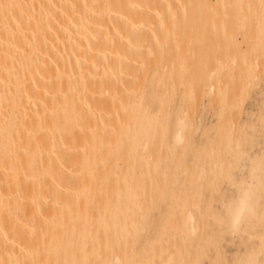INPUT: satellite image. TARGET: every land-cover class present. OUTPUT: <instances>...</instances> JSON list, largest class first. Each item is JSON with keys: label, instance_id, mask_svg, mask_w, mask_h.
<instances>
[{"label": "bare ground", "instance_id": "bare-ground-1", "mask_svg": "<svg viewBox=\"0 0 264 264\" xmlns=\"http://www.w3.org/2000/svg\"><path fill=\"white\" fill-rule=\"evenodd\" d=\"M219 3L228 6L230 0H0V264H76L77 255L83 261L88 250L101 249L99 235L119 221L117 200H110L114 208L103 215L85 206L86 189L71 192L68 186L114 177L115 168L87 173L86 163L121 144L117 125L132 113L127 103L108 116L103 111L129 85L123 80L137 70L135 59L145 67L164 58L165 47L153 49L171 30L196 38L213 17L223 20L226 10L215 15ZM260 10L239 17L234 9L230 16L244 26L257 19L252 28L253 23L234 30L223 24L233 21L223 12V30L212 35L226 38L225 57L241 53L242 40L248 44L263 35ZM207 30L203 38L212 39L214 28L210 35ZM212 42L195 49L191 66L209 59L216 49ZM104 91L111 96L96 95ZM111 131L110 141L101 139ZM114 262L120 264L116 255L108 264Z\"/></svg>", "mask_w": 264, "mask_h": 264}, {"label": "rangeland", "instance_id": "rangeland-1", "mask_svg": "<svg viewBox=\"0 0 264 264\" xmlns=\"http://www.w3.org/2000/svg\"><path fill=\"white\" fill-rule=\"evenodd\" d=\"M242 2L244 8L238 7ZM214 6L215 15L226 10L229 17L234 9L240 17L243 11L249 15L261 8L258 22L264 28L262 0H230L228 6ZM223 12L220 15L225 20ZM212 19L211 23L205 20L207 26L201 22L205 34L212 24L214 31L209 30V35L223 30L219 26L223 20ZM232 19L233 26L227 20L223 24L233 30L244 26L239 19ZM254 22H244V28L253 23L252 28ZM201 33L196 38L176 30L165 33L164 42L153 49L165 47V57L150 60L145 67L135 59L137 70L123 80L129 85L120 87L116 103L103 111L108 116L127 103L132 113L117 125L121 144H111L99 161L94 158L86 163L87 173L96 167L105 171L115 168L114 177L99 183L84 178L83 184L75 181L68 188L71 192L86 189L85 206L103 215L113 210L110 200L116 199L119 221L114 230L99 235L101 249L88 250L83 261L77 255L76 264H108L114 255L120 264H264V228L259 218L264 212V31L256 39L259 41H254L255 37L248 44L242 40L241 53L231 52L226 57L224 35L214 39L213 34L205 40ZM235 35L241 40L239 33ZM211 41V49H216L208 53L209 59L191 66L195 49ZM172 46L176 48L169 49ZM98 94L111 96L106 91ZM101 137L110 141L112 131ZM83 150L89 154L87 147ZM67 164L74 171L72 161ZM241 186L252 189L256 215L244 229L234 230L218 217Z\"/></svg>", "mask_w": 264, "mask_h": 264}, {"label": "clouds", "instance_id": "clouds-1", "mask_svg": "<svg viewBox=\"0 0 264 264\" xmlns=\"http://www.w3.org/2000/svg\"><path fill=\"white\" fill-rule=\"evenodd\" d=\"M183 129L177 133V140L182 136ZM256 215L253 192L250 187L241 186L237 197L224 205V213L218 217L222 224L232 229H239Z\"/></svg>", "mask_w": 264, "mask_h": 264}, {"label": "snow or ice", "instance_id": "snow-or-ice-1", "mask_svg": "<svg viewBox=\"0 0 264 264\" xmlns=\"http://www.w3.org/2000/svg\"><path fill=\"white\" fill-rule=\"evenodd\" d=\"M262 2H264V0H262ZM261 130H262V133H264V121H262ZM261 225H262V228H264V212L261 213ZM242 226L244 225H241L240 227ZM262 241H264V236H262ZM262 247H264V245H262ZM249 264H255V261H250Z\"/></svg>", "mask_w": 264, "mask_h": 264}]
</instances>
